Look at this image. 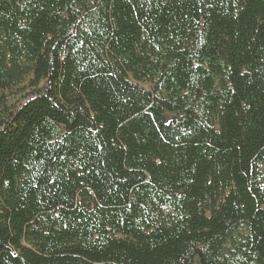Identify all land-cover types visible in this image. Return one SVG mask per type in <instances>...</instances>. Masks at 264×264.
<instances>
[{
    "label": "trees",
    "instance_id": "trees-1",
    "mask_svg": "<svg viewBox=\"0 0 264 264\" xmlns=\"http://www.w3.org/2000/svg\"><path fill=\"white\" fill-rule=\"evenodd\" d=\"M264 264V0H0V264Z\"/></svg>",
    "mask_w": 264,
    "mask_h": 264
},
{
    "label": "rangeland",
    "instance_id": "rangeland-1",
    "mask_svg": "<svg viewBox=\"0 0 264 264\" xmlns=\"http://www.w3.org/2000/svg\"><path fill=\"white\" fill-rule=\"evenodd\" d=\"M194 264H200V262H199V258H198V257L195 258V260H194Z\"/></svg>",
    "mask_w": 264,
    "mask_h": 264
}]
</instances>
